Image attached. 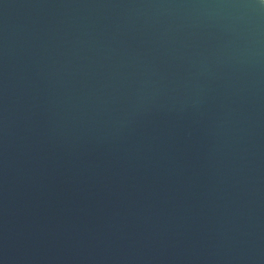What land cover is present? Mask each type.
I'll return each instance as SVG.
<instances>
[{"label": "water", "instance_id": "water-1", "mask_svg": "<svg viewBox=\"0 0 264 264\" xmlns=\"http://www.w3.org/2000/svg\"><path fill=\"white\" fill-rule=\"evenodd\" d=\"M0 264H264V0H0Z\"/></svg>", "mask_w": 264, "mask_h": 264}]
</instances>
